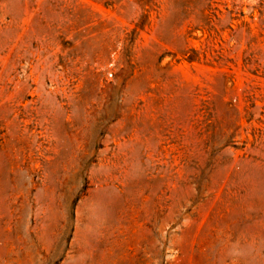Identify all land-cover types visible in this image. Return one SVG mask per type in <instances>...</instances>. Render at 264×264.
Masks as SVG:
<instances>
[{
  "label": "rangeland",
  "instance_id": "obj_1",
  "mask_svg": "<svg viewBox=\"0 0 264 264\" xmlns=\"http://www.w3.org/2000/svg\"><path fill=\"white\" fill-rule=\"evenodd\" d=\"M0 264H264V0H0Z\"/></svg>",
  "mask_w": 264,
  "mask_h": 264
}]
</instances>
